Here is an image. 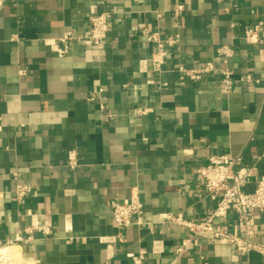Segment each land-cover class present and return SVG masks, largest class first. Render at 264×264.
Returning <instances> with one entry per match:
<instances>
[{
    "label": "crops",
    "instance_id": "0c3cea01",
    "mask_svg": "<svg viewBox=\"0 0 264 264\" xmlns=\"http://www.w3.org/2000/svg\"><path fill=\"white\" fill-rule=\"evenodd\" d=\"M180 1L181 16L176 0H0V238L28 239L5 246L13 264H133L138 253L146 264H264V254L205 232L178 254L192 234L162 218L200 222L213 213L196 172L213 154L242 155L257 167L254 180L264 173V0ZM102 13L112 27L98 46L85 35ZM259 23L261 40L247 42ZM144 29L177 36L163 43L160 70L159 45ZM70 31L82 39L61 57L56 43ZM224 45L234 48V77L260 83L238 82L229 93L220 73L181 83L180 66L222 65ZM16 172L32 185L24 203L14 195ZM134 191L148 223L120 227L110 202ZM236 222L230 212L216 224L231 232ZM253 230L264 245V213Z\"/></svg>",
    "mask_w": 264,
    "mask_h": 264
},
{
    "label": "built area",
    "instance_id": "2783aa9c",
    "mask_svg": "<svg viewBox=\"0 0 264 264\" xmlns=\"http://www.w3.org/2000/svg\"><path fill=\"white\" fill-rule=\"evenodd\" d=\"M185 11V4L176 0L174 14L181 16ZM112 27V22L106 13L97 14L90 18L88 33L85 38L95 45H102L106 40ZM263 29L262 23L256 24L246 30L245 38L249 43H257L260 39V33ZM143 35L152 42H157L159 47L152 56V61L157 69H161L166 56V50L162 47L163 43L174 46L177 43L176 35H169L162 39L159 31L143 30ZM82 39L73 32H68L56 43V52L59 56H64L69 52L71 44ZM234 55V48L229 45L221 46L218 50L217 59L222 65H215L213 61L204 62L198 67L188 68L180 66L181 83L200 80L205 75L220 73L225 92L229 93L233 86L238 82L260 83L261 80L247 73L239 78L234 77L233 69L228 65L229 59ZM102 91V89L100 90ZM148 108H140L139 113L148 112ZM68 165L75 169L79 165V154L77 150L68 151ZM256 166H247L244 164L242 155L232 154H213L209 156L205 164L197 167V177L203 182L205 191L212 200L216 202V208L213 213L204 221L195 222L188 220L181 214H165L162 218L165 221L176 223L191 232V236L184 238L181 244L176 248L178 254H182L187 248L195 244V239L201 232L210 236L212 241L228 240L241 253H249L256 250L264 254V245L252 239L254 233L253 224L258 212L264 213V173L254 180ZM17 183L14 188V195L18 202L24 203L32 190V185L23 182L18 172L14 173ZM255 183L253 190L246 189L251 182ZM112 221L120 227H132L134 225H144L148 221L144 214V202L139 193L134 191L127 199L121 200L114 198L110 202ZM230 212L236 214L237 222L234 231H228L218 226L216 222L228 217ZM243 231V234L238 231ZM44 230L48 232V229ZM105 240V237H101ZM27 241L21 236L2 242L0 238V264H13L11 258L2 251L5 246ZM133 264H146L144 253H138L132 256Z\"/></svg>",
    "mask_w": 264,
    "mask_h": 264
},
{
    "label": "bare ground",
    "instance_id": "6f19581e",
    "mask_svg": "<svg viewBox=\"0 0 264 264\" xmlns=\"http://www.w3.org/2000/svg\"><path fill=\"white\" fill-rule=\"evenodd\" d=\"M8 248H9V247L4 248L3 251H2L6 256L9 255V253H8V252H9V251H8ZM9 256H10V255H9ZM9 256H8V257H9ZM9 258H10V257H9Z\"/></svg>",
    "mask_w": 264,
    "mask_h": 264
}]
</instances>
